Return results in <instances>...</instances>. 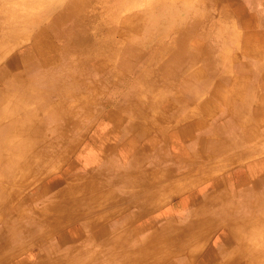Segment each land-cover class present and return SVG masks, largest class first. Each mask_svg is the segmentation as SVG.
Returning <instances> with one entry per match:
<instances>
[{
	"label": "bare ground",
	"instance_id": "1",
	"mask_svg": "<svg viewBox=\"0 0 264 264\" xmlns=\"http://www.w3.org/2000/svg\"><path fill=\"white\" fill-rule=\"evenodd\" d=\"M100 1L102 2L100 4L104 3L106 6L110 1V5L113 4L112 2L115 3V0ZM156 2L159 5L161 1L156 0ZM88 3L89 0H69L65 8L59 10L55 17L53 16L47 25L43 27V30L38 33V38L42 39L45 49L25 48L8 57L5 61L6 63L0 67V81L2 83L6 82L9 90L5 93L0 92V108L3 109H1L2 112L0 111V121L10 119L5 123L0 122V175H12L16 178H24L27 174L31 176L38 169H23L22 158L31 155L37 162H41L45 158V146L37 144L38 141H36V138L40 136L37 129L32 130V133L26 138L15 139L18 133L31 120H36L39 125L40 122L35 115L36 110H40L44 114L45 120L42 119L43 122L53 119L57 120L56 128L63 132H67L72 127V125L68 126L67 123L75 114L77 120H79V116H88L96 112L95 106H92L91 103L92 99H86L83 102L81 98L80 102H77L81 106L80 109L72 113L70 112V107L72 106L71 98L65 97L68 91L78 93L84 89L85 84L83 85L82 79L85 76L93 74V79H95L96 70L95 72L92 71L89 68L91 65V67H94L95 64L96 69H101L109 64L112 65L111 68H108L110 69L109 72L101 77V82L104 85H107L116 74L125 71L128 67L132 68L131 81L127 86L114 89L112 93L114 96L113 100H106L112 105V108L106 109L100 114L98 117L100 121L96 125L97 127L84 141V149L87 151H80L81 154L78 157L79 165L71 162L70 166L59 177L46 181L43 186V189H49L66 178L79 176V174L82 175L81 177L86 176L84 180L72 183L66 191L62 192L65 195H74L76 197L74 202L68 205L53 206L41 213L36 212L32 208L21 218L10 216L0 230V258L8 253L11 243L16 241L20 235L27 238V236L31 237L37 232H50L51 229L59 226L62 222L69 221V223H74L77 219H80L81 221L78 220L75 224H70L71 226L66 230L54 233L55 238L50 239L51 241L45 248L37 249L32 255L26 257L25 261H27V264H156L158 260L166 258L172 249L177 248L176 245H179L176 242L178 238L181 239L180 243L182 245L190 244V247H195L202 242L203 232H206L208 221L223 218L227 222L226 231L219 232L212 245L201 255V264H210L218 251L222 252V254L230 251V243L233 240H238L248 232L249 234L252 232L253 236V228L250 227V230H244L241 228L240 223L245 216V211L242 209L248 206L252 207L251 204L253 202L255 206L254 215L258 217L255 220L258 225L254 228V231H263L264 191L259 196L256 194L260 189L259 183H249V190L246 192L250 191L249 196H256H253V202L251 198L249 203H246V201L241 202L240 200V202L235 201V204H233L229 199L222 197L221 187L225 186L228 189L229 186L239 196L241 191L239 192L237 187L240 183L253 181L255 176L264 175V161L252 160L247 164H243L244 166L239 169L228 171L226 174L213 179L212 185L208 186L205 184L200 189L186 193L177 203L173 201V204L169 207L171 211L166 209L159 214L149 216L142 220L141 223H135L137 222L135 218L138 213L143 211L144 208L152 209L154 205L158 206L160 202L153 196L158 190L155 187L150 188V186L147 188L148 183L143 188L140 187L143 193L136 195L129 202L125 201L126 197H123L124 199L121 198L118 203L107 209L104 208L102 202L103 199L106 200L111 195L113 197V193L129 191L134 193L138 184L146 183V179L154 178L155 175L152 176V174H156L140 175L137 179L140 181L144 179L141 183L136 180L128 181L125 179L130 172L127 167L136 164L140 159L137 155V147L142 146V148L151 150L161 141L162 134L154 135L151 133L149 137L144 138V129L141 127V121L144 119L145 114L147 112L153 113L155 108L147 106L146 108H141V112L132 108L134 103L142 105L144 102H141L143 100L142 95L150 91V89L154 90V84L158 79L156 70L159 74L166 77V85L173 84L176 87L179 85L177 87L178 93L173 96L172 100L170 99V102L165 107L166 111L172 109L173 104H178L177 101H182L181 97L183 94L184 97L191 96L193 93L191 89H198L195 86L205 89L211 86L206 101L200 102L199 108L203 116H200L197 121L184 124L175 130L176 132L173 134L175 138H172V140L176 144H181L179 153L184 155L194 147L201 150L206 148L210 154L214 155L242 142L245 138V131L238 129L240 121L235 116H241V119L247 117L245 114H241V108L245 105L244 103L252 100L255 90L258 89L264 94V70L257 62H251L250 65L246 66L241 63L236 68L244 73V78L233 82L228 78L219 79L212 86L208 76L204 78L203 74L214 73L215 69L221 67L219 64H222L223 68L227 66L229 57L224 54V43H227L228 35L220 27L212 26L210 31H206L201 25H194L190 29L195 34L211 39V47L209 48L214 53H210L208 50L202 51L200 56H203V59L206 60L204 68L197 73L183 75L182 73L186 69L188 71V67L197 57L195 52L191 55L185 53L184 47H186V43L183 38L178 37V33H183V31L179 25L171 21L172 16L177 12L175 9L166 6L157 7L155 8L157 9L156 13L153 11L155 9H147L134 15L126 16L123 20L119 19V25L116 26L113 21L118 18H116V10H119L122 4L112 8L114 14L107 7L108 9L105 8L107 9L105 11L107 12L106 16L103 18L106 22L104 21L98 26L96 35L91 36L84 32V27L88 24L87 20L89 18L81 16L80 12L82 10L79 9L85 5L87 6ZM54 9L53 7V12L55 11ZM46 12L51 13V9L46 8L45 12L39 11L37 14L42 16ZM102 12L105 13L103 10ZM197 17L198 15L196 14ZM7 19L11 21L7 14H0V31L2 35H6L10 40L14 41L17 37L15 26L12 24V30L10 28L8 30L4 29ZM67 20H73L72 25L69 27L63 25V22ZM257 20V16H254L253 21L250 18L247 19L246 23L250 28L245 34L246 39L243 48L249 55L253 54L254 56L260 55L264 45V33L261 30L262 26L256 25ZM79 21L83 23L81 27L80 24H76ZM168 26H171V30H167ZM255 26H257V30L252 29ZM6 27L8 28L9 26ZM114 34H119L126 40L125 47L120 52L121 59L117 62V64L120 63L118 64L120 68H113L115 67L114 60L110 57L96 64L88 61L89 56L80 57L79 54V56L75 55L77 54L76 52L83 51V53L90 55L105 53L115 57V51H117L118 46L112 40ZM176 34L177 37L175 36ZM260 36L262 42L258 44V49L255 45L251 49L250 45L257 41ZM166 37L174 38L170 40L172 43L163 47L161 43L166 40ZM8 38L6 39L7 41L0 39V53L1 48L9 47L7 43L10 40ZM58 40L60 42L57 43ZM195 40H193L194 42L192 41L193 44L197 48H201L200 38H195ZM149 43V48L145 49L143 47L144 44L147 45ZM10 67H14L17 70L13 74H9L8 68ZM254 79L257 80L255 81ZM24 80L26 81L23 82ZM18 81L21 82V87L16 85ZM187 82H192L193 84L190 85ZM34 83L38 87L37 94L24 96L26 87L34 86ZM91 91L94 93L92 96L94 98L97 95V90L95 92ZM159 92L158 95L161 96V91ZM36 95L42 96L41 101L38 102V107L30 108L24 118L16 120L12 118L13 116L11 117V115L21 111L28 102H32ZM126 109H128V112L124 117L122 112ZM231 110L235 114H231L230 118L227 115L228 118L217 122L218 117L222 114H229L228 112ZM177 112L178 109L175 113L164 115L165 121L168 117H171L168 119L169 121H176L178 119L176 117ZM214 120L216 122H213ZM162 124L157 123V128L163 131L165 128H163L164 126L162 127ZM206 129L212 132L213 136L209 139L200 138L199 131ZM238 131L240 135H238ZM252 134L253 131H247L246 138ZM11 141L14 142L11 147L13 149L11 157L13 159L16 158L15 161H17L20 156L22 161L16 162L13 167H8L5 165L8 156L5 151L9 147L8 142ZM37 148L39 149L35 151ZM34 153L36 158L33 157ZM101 156L104 162L97 164ZM205 158L206 156L204 155L202 159ZM227 159L229 162L233 161L232 158ZM93 163L97 164V166L92 167L91 164ZM169 171L170 169L166 173H174L172 168ZM234 175H238L239 181L237 180L238 182L232 185L230 179ZM109 181L122 184L115 190L114 188H109L107 184ZM165 186L169 192H179L184 189L183 183H173L172 185L166 183ZM88 194L93 195L92 197H87ZM3 195L5 194L0 193V198ZM148 196H152V200L148 199ZM196 204L198 205L196 206ZM126 207L130 208V212L123 214ZM24 208V205L20 206L16 208V211H22ZM92 210L99 211L98 215L86 217ZM177 212H181L183 214L181 217L186 219L169 221L161 229L152 230L151 227L155 223L160 222L163 216ZM54 215L59 217L58 220L54 219L56 217ZM90 226L95 228L90 231L88 229ZM86 228L88 229L87 231ZM135 231L138 233L142 232L143 236L141 234L142 237L140 239L134 238L133 232ZM96 239L100 241L99 244H102V246L96 245ZM96 246H99V248H96ZM239 247L240 244L237 245V249ZM44 256L45 260H43Z\"/></svg>",
	"mask_w": 264,
	"mask_h": 264
},
{
	"label": "rangeland",
	"instance_id": "2",
	"mask_svg": "<svg viewBox=\"0 0 264 264\" xmlns=\"http://www.w3.org/2000/svg\"><path fill=\"white\" fill-rule=\"evenodd\" d=\"M68 1L69 0H0V14L5 13L8 15V18H11V21L10 19H7V21L10 22L6 21V26L9 27L7 28L5 26L4 29L8 30L10 28L12 30L13 24L15 26L14 28L16 29L17 36L16 39L12 41L6 35H2L0 31V39L2 38L3 40H6L8 38L10 40L8 41L9 43H7L9 45L8 48H1L0 67H2L6 63L5 61L8 57L24 50L25 48H35L39 50L45 49L42 39L38 38V33L39 31L43 30V27L47 25V23L53 16L55 17L56 13H58L59 10L65 8ZM160 1L161 2L158 5L156 0H115V3L112 2V5H110V1L106 6L104 5V3L100 4L102 3L100 0H89L87 6L85 5L84 7L79 8L80 10H82V12H80L81 16L89 18V20L85 19L88 21V24L86 25V27H84V32L91 36L96 35L98 33V26L105 21L103 19L105 18L107 13L105 11H107L108 8L112 11V8H116L120 4H122V7H120L119 10H116V18H118L114 19L115 21H113L114 24L116 23V26L119 25V19L123 20L126 16H130L131 14L134 15L147 9H155L162 6H166L169 8L171 7L177 11L176 14L172 16L171 21L172 23L179 25L181 30L183 31V33H178V37L183 38L186 43V47H184L185 53L187 55H191L195 52L197 57L195 58L194 62H192V64L188 67V71L186 69L185 72L182 73L183 75H186L188 73H197L199 70H202L204 68L206 60L203 59V56H200L202 51L208 50L210 53H214V51H211L209 48L211 47V39L209 37H200L199 34H195L194 31L190 29V27L194 25H201L206 31H210V27L212 26H215L217 28L220 27L221 29L225 30L226 34L228 35L227 43H224V54L229 57L227 66L223 68L222 64H219V66L221 67L215 69L213 71L214 73L211 72L209 75L203 74L204 78L208 76V79L210 80V84L212 86L219 79L228 78L231 82H233L234 80L240 81L242 78H244V73L242 71H238L236 68V66L241 63L246 66L250 65L251 62H257L262 66V70H264V45L262 51L260 49L261 52L258 56H254L253 54L249 55L243 50L246 39L245 34L250 28L246 23L248 18L253 21L254 16H257L258 20L256 22V25L259 24V26H262L261 30L264 33V0ZM53 7L55 8L54 12L52 11ZM46 8H50L51 13L46 12L45 15L42 16H39L37 14V12L39 11L45 12ZM100 9L101 11H99ZM102 10L105 13H103ZM153 11L156 13L157 9ZM196 14L198 15L197 18ZM72 23L73 20H67L66 22H63V25L69 27L72 25ZM76 24H80L81 27L83 23L79 21ZM252 29L257 30V26L253 27ZM167 30H171V26H168ZM175 36L177 37V34ZM173 38L166 37V40L162 41L161 46L165 47L169 43H172V41L170 40H173ZM195 38H200L199 41L201 44V48H197L195 46ZM261 39L262 38L260 36L257 41H254V43L250 45L251 49L253 45H255L258 49V44L262 42ZM112 40L114 44L118 46L117 51H115V57L109 56L105 53L99 55H90L83 53V51L76 52L77 54L75 55H80V57L89 56L88 61L96 64H99L107 57H110L114 60L115 67L113 68L118 69L120 68L118 65L120 63L117 64V62L121 59L120 52L125 47L126 40L123 36H119V34H114V36H112ZM193 40H195V45L193 44ZM58 42H60V40H58L57 43ZM149 45L150 43L147 45L144 44L143 47L146 49L149 48ZM140 65H142V63H140ZM91 66L89 68H91L92 71L95 72L96 70V75L94 76L95 79H93V74L85 76L82 79L83 85L85 84L84 89L79 91L78 93L68 91L66 92L65 97L69 99L71 98L70 102L72 103V106L70 104V112L74 113L80 109L81 106H79L77 102H80V99L82 98L83 102L86 99H92V106H95L97 113L94 112L88 116L83 117L79 116V120H77L75 114L74 117H72L67 123L68 126L72 125V127L69 128L67 132H63L56 128L57 120L53 119L47 120V122H43L42 119L45 120L44 114L40 112V110H33L35 111V115L40 122L39 125L36 120H31L30 122H28V125L25 126L16 136L15 139L26 138L30 135V133H32V130L37 129L40 136L36 138V141H38L37 144H43V146H45L46 159L43 158V160L41 159V162H37V160L31 157V155L24 156L22 158L24 163L23 169H38L31 176L30 174H27L24 178H16L12 175H0V193L5 194L0 198V230L2 226H4L5 221L8 220L10 216H17L19 218L24 217L32 208L36 212L41 213L53 206L68 205L69 203H73L76 199L74 195H65L62 194V192L66 191V189L72 183L84 180L86 176L81 177L82 175L79 174V176H72L69 179L66 178L58 185L53 186L49 189H43V186L46 181L56 178L57 176L59 177L60 174L70 166L71 162H75L77 165H79L78 157L79 154H81L80 151H87L84 149V141L87 139V137H89L95 127H97L96 125L100 121V119H98L100 114H102L104 110L112 108V105H110V103H108L106 100H113L114 96L112 93L114 92V89H118L122 86H127L132 78V68L128 67L125 69V71L116 74L111 82L107 83V86L106 84L104 85V83L101 82V77L104 76L105 73L109 72L110 69L108 68H111L112 65L109 64L108 66L103 67L105 70L103 68L96 69L95 64L94 67ZM19 69H21V67H19ZM16 70L17 69H15L14 67H10L8 68V73L13 74ZM156 72L158 79L154 84V90L150 89V91L144 93V95H142L143 100L141 101H144L143 104L141 105L139 103H134V106H132V108H134V110L138 112H141V108H146L147 106H152L153 109L155 108L153 113L147 112V114H145L144 119L141 121V127H143L144 129V138H146L147 136L149 137L151 133H153L154 135L162 134L161 141L151 150L142 148V146L137 147V155L140 159L134 165H127V168H129L130 172L125 177V179L128 181L136 180L137 182L141 183L142 181H144V179H142L141 181L137 179L140 175L156 173L155 177L148 178L150 180L146 179V183L142 182L140 185L138 184V187H135L134 193L132 191L125 193H115L116 195L113 193V197L111 195V198L107 197L106 200L103 199L102 202L105 209L112 207V205L118 203L123 197H126L125 201L127 200L129 202V200L134 199L136 195L143 193V190L141 188H143L147 183V188L148 186H150V188L155 187V189H157L158 191L163 190V194L154 197L157 198L158 201H160L158 203L159 205H154L152 209H145V214L143 213V211L139 212L137 217L135 218L137 221L135 222L136 224L141 223L142 220L148 218L149 216L159 214L166 209L171 211L169 207H171L173 201L177 203L186 193L200 189L205 184H207L208 186L212 185V183L214 182L213 179L226 174L228 171L239 169L244 166L243 164H247L252 160L257 159L262 162L264 161L263 92L259 91L258 89L255 90L252 100L244 103L245 105L241 108V114H245V116H247L245 117V119H241V116H235L240 121L238 124V129L245 131V138L240 144H233L234 146L228 147V149L223 150V152L214 155L210 154V152L206 148H204V150H201L200 148L194 147L190 149V151L187 152L186 155H184L179 153L181 144H176L174 140H172V138H175L173 134L179 127L183 126L186 123L197 121L200 116H203V113L199 108L200 102L206 101V98L209 96L208 91L210 90L211 86L208 87V89L195 86V88L197 87L198 89H191L193 91L191 96L189 95V97H184L183 94L181 97L182 101H177L178 104H173V108L171 107L172 109L166 111L165 107L170 102V99L172 100L173 96L178 93L177 87H179V85H177V87L173 84L169 86L166 85V77L162 76V74H159L157 70ZM90 76L92 77V79ZM254 80L256 81L257 79ZM25 81L26 80H24L23 82ZM16 83H18L16 85L20 87L22 86L20 85L21 82L18 81ZM187 83H189L190 85L193 84L192 82ZM27 87L24 91V96L37 94L38 87L36 84L34 86L31 85V87ZM94 89L97 90V95L93 98L92 96L94 95V93L91 90L95 92ZM8 91L9 90L6 82L2 83L0 81V92L5 93ZM159 91H161V96L158 95V93H160ZM41 99V95H36L32 99V102H28L21 111L15 113L14 115H11V117L13 116L12 118H15L16 120L24 118V116L28 114L30 108L38 107V102L41 101ZM255 103L256 105H254ZM1 109L2 108H0V111L2 112L3 109ZM177 109L178 112L176 113V117L178 119L174 122L172 120L169 121L168 119H170L171 117L167 116L168 118H166L167 120L165 121L164 115H167L168 113H175ZM127 112L128 109L122 112L124 117L127 115ZM228 113L229 114H222L220 117H218L217 122H221L228 117L230 118L231 114H235L233 110ZM119 115L121 116V114ZM9 120L10 119L1 120L0 122L5 123ZM213 122L216 121L214 120ZM157 123H163L162 127L164 126L163 128L165 129H163V131L162 129L159 130V128H157ZM247 131H253L252 135L247 136L248 138H246ZM237 133L238 135H240L239 131ZM199 135L202 139H209L211 136H213V133L209 132L206 129L203 131H199ZM166 142H169V145L175 146V148L169 147ZM13 144V141L8 142L9 147L5 151V153L8 154L5 165L8 167H13L16 162L22 161L20 156L19 158H17V161H15L16 158L13 159V157H11L13 151L11 147L13 146ZM38 149L39 148L35 149V151ZM204 155L206 156V158L202 159ZM33 157L36 158L35 153L33 154ZM227 158H232L233 161L229 162ZM101 162H104L102 156L97 161V164ZM97 164L93 163L91 165L93 167L97 166ZM171 168L174 170V173H166L168 169H170L171 171ZM153 175L154 174H152V176ZM237 178L238 175H234L233 177H231L230 183L232 185H235V183L239 181ZM113 183L114 182L111 181L107 183L109 185V188H119L122 184ZM166 183H169V185H172L173 183H183L184 189L179 192H169L166 189ZM244 183H247L248 186L252 183H259L260 189L258 193H256L258 196L262 194L261 192L264 191L263 174L255 176L253 181L250 180L248 182L246 181L240 183L238 187L242 188L244 186ZM221 189L222 197L225 199H229L233 204H235V201L240 202V200L241 202L246 201V203H249L251 198L253 202L254 197H256L255 195H253L254 197L249 196L250 191L243 193L244 195L240 194L239 196H237L236 192H233L231 187L229 186L228 189L225 186H222ZM35 193L37 195L36 197ZM92 195L93 194H88L87 197H92ZM149 198L152 200V196H148V199ZM23 205L25 206L24 210L16 211V208H19ZM251 206L252 207L248 206L242 209L243 211H245V216L241 219L244 222L241 221L240 223L241 228L244 230H250V227L253 228V236L252 232L250 234L248 232L242 237L248 238L253 244H256L255 237H260V239L264 241V228L262 227L263 231H254V228L258 225L255 222L258 217L254 215V202L253 204H251ZM96 210H92L91 212H89L86 217H95L96 215H98L99 211ZM251 211L252 213H250ZM129 212L130 208L126 207L123 214H128ZM181 216H183L182 213H175L168 216L165 215L160 222L155 223L152 226V229H158L164 224H167L169 221H174L175 219H186L185 217ZM58 218L59 217L56 216L54 219L58 220ZM78 220L80 219H77V221ZM218 220L222 221L227 226V222L226 220H223V218H218L214 221H208V223L206 224V232H203V236L205 237L203 238L202 236L201 242L204 243L208 241L207 248H209L215 241L218 231H221L224 227V224L222 223H220L217 227H213ZM77 221H75L74 223H69V221L62 222L59 226L51 229L50 232H37L31 237L27 236V238L20 235L16 241L11 243V247L8 250V253L1 257L2 259L0 258V264H27V261H25L26 257L32 255V253L37 249L40 250L41 248H45L51 241L50 239L55 238L54 233H59V231L66 230L71 226L70 224H75ZM93 228L95 227L90 226L88 229L92 231ZM212 228L215 229L213 232ZM88 229L86 228V231ZM133 233L134 237L141 236V233H138L136 231ZM199 245L200 244L190 248L193 251H196L199 250ZM238 249L243 250V252L247 254H254L252 252V249L248 248L247 245L244 246L240 244V247ZM204 252L205 251H203V253ZM227 252L223 253L225 254ZM169 254L170 252L168 253V255ZM43 260H45V256Z\"/></svg>",
	"mask_w": 264,
	"mask_h": 264
},
{
	"label": "crops",
	"instance_id": "3",
	"mask_svg": "<svg viewBox=\"0 0 264 264\" xmlns=\"http://www.w3.org/2000/svg\"><path fill=\"white\" fill-rule=\"evenodd\" d=\"M263 44H264V41H263ZM254 105H256V103ZM166 143L169 145V142H166ZM169 147L175 148V146H170V145H169ZM237 179H239V177ZM237 188H238L239 192L241 191V194L244 195L243 192H246L248 190V184L244 183V186L242 188H240V187H237ZM161 194H163V190L162 191H156L153 196L157 197ZM198 204H199V202H198ZM198 204H196V206ZM143 213L145 214V208L143 209ZM177 213H181V212H177ZM176 215H178V214H176ZM175 220H177V219H175ZM220 223L224 224V227L221 231H218V234H219V232L224 231L227 227L226 224L220 220L216 221V224L213 227H215V226L217 227ZM158 229H161V227ZM154 230H156V229H154ZM214 230L215 229L212 228V232ZM141 234H142V232H141ZM142 236H143V234H142ZM142 236H140V237H142ZM140 237H134V238L140 239ZM180 240L181 239L178 238L176 241L177 243H179V245H176L177 248L172 249L170 254L166 256V258L164 257L161 260H158L156 262V264H177L180 262L183 264H201V262H200V261H202L201 260V254L208 247V241L204 242V243H200L199 250L193 251L190 248V244H183L182 245L180 243ZM255 240H256L255 241L256 244H253L248 238H245V237H241L238 240L237 239L233 240L232 243H230V251L232 250V252L231 253L227 252L225 254L224 253L222 254V252L218 251L214 255L215 260L213 259L212 260L213 263L211 262L210 264H264V247H263L264 241L262 239H260V237L259 238L255 237ZM95 242H97L96 245L102 246V244H99V242H100L99 240L96 239ZM238 244H242L244 246L247 245L248 248L252 249V252L254 254L253 255L247 254V253L243 252V250L237 249ZM96 248H99V246H96ZM254 250H256V251H254Z\"/></svg>",
	"mask_w": 264,
	"mask_h": 264
}]
</instances>
